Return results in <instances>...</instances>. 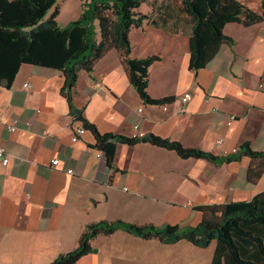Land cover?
Returning <instances> with one entry per match:
<instances>
[{"label": "crops", "instance_id": "0c3cea01", "mask_svg": "<svg viewBox=\"0 0 264 264\" xmlns=\"http://www.w3.org/2000/svg\"><path fill=\"white\" fill-rule=\"evenodd\" d=\"M89 1L65 0V9L62 2L58 24L77 20ZM236 1L262 13V0ZM139 12L150 21L131 31L132 57H161L150 67L148 94L174 101L145 104L112 49L92 73L78 75L73 104L82 116L102 136L133 138L138 126L216 157L245 143L264 152V23L227 24L232 45H221L206 68L191 71L192 24L183 1L145 0ZM64 84L55 69L23 64L10 88L0 85V145L10 157L7 167L0 164V264H51L75 251L86 229L100 222L196 227L200 207L264 192V163L248 157L217 164L149 143H115L110 167L93 132L86 129L73 142L75 130L85 127L71 115ZM187 92L192 100L183 105L179 98ZM231 116L236 120L229 125ZM56 158L60 165L52 168ZM91 247L75 264H212L217 243L201 249L186 240L163 244L118 231L98 236Z\"/></svg>", "mask_w": 264, "mask_h": 264}, {"label": "trees", "instance_id": "16d2710c", "mask_svg": "<svg viewBox=\"0 0 264 264\" xmlns=\"http://www.w3.org/2000/svg\"><path fill=\"white\" fill-rule=\"evenodd\" d=\"M65 0H0V85L10 88L23 64L55 69L62 73L65 94L73 118L96 136L97 150L111 167L115 143L135 145L149 143L175 152L182 159H203L217 164L239 162L243 157L264 163V152H255L250 143L226 157H216L198 149H187L179 142L152 134L142 138L100 135L73 104V91L81 71L92 73L95 65L112 49L117 50L126 67L129 81L145 104H165L174 98L153 100L148 94L150 67L160 56L141 59L132 57L130 33L142 28L150 16L139 12L145 0H90L80 17L65 27L58 24L59 3ZM191 17L189 40L191 71L207 67L221 45H232L224 34L227 24L245 27L264 23L262 13H256L236 0H182ZM261 175V172L258 176ZM201 223L196 227L137 226L123 221L100 222L89 226L81 236L78 248L51 264H75L92 253L91 242L98 236H110L123 231L144 240L173 244L186 240L206 249L212 242L217 249L212 264H264V192L250 201L203 206Z\"/></svg>", "mask_w": 264, "mask_h": 264}, {"label": "built area", "instance_id": "2783aa9c", "mask_svg": "<svg viewBox=\"0 0 264 264\" xmlns=\"http://www.w3.org/2000/svg\"><path fill=\"white\" fill-rule=\"evenodd\" d=\"M97 87H100V85H98ZM191 100H192V94L190 92H187V93L183 94L179 98V101L183 105L188 104ZM163 109H164V111H166L167 107L164 106ZM235 120H236V117L235 116H231L230 119H229V125H231ZM8 130L11 133L15 132V128L13 126H9ZM85 132H86V129L83 128V127H80L77 130H75V133H74L73 138H72L73 142H77L79 140L80 136L85 134ZM144 136H145V134L139 130V127L135 126V134H134L133 138H142ZM217 143L218 144H222L223 141L219 140ZM234 152L236 153L235 150H234ZM101 156H103V154L99 152V157H101ZM9 163H10V157H9L7 148L5 146L0 145V164L3 167H7L9 165ZM59 165H60V160L58 158L52 160V162H51L52 168H56ZM67 173L69 175H73L74 174L73 170H67Z\"/></svg>", "mask_w": 264, "mask_h": 264}, {"label": "rangeland", "instance_id": "374dc122", "mask_svg": "<svg viewBox=\"0 0 264 264\" xmlns=\"http://www.w3.org/2000/svg\"><path fill=\"white\" fill-rule=\"evenodd\" d=\"M61 4H62V3H59V6H61ZM148 7H149V6H148L147 4H145V5L143 6V10H146ZM65 8H67V4H66V2H63L62 9H65Z\"/></svg>", "mask_w": 264, "mask_h": 264}]
</instances>
